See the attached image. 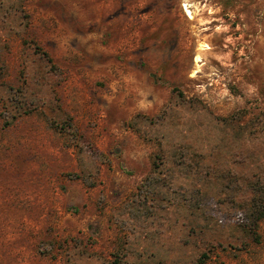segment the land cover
<instances>
[{
    "label": "rangeland",
    "instance_id": "obj_1",
    "mask_svg": "<svg viewBox=\"0 0 264 264\" xmlns=\"http://www.w3.org/2000/svg\"><path fill=\"white\" fill-rule=\"evenodd\" d=\"M260 194L264 0H0V264H264Z\"/></svg>",
    "mask_w": 264,
    "mask_h": 264
},
{
    "label": "trees",
    "instance_id": "obj_2",
    "mask_svg": "<svg viewBox=\"0 0 264 264\" xmlns=\"http://www.w3.org/2000/svg\"><path fill=\"white\" fill-rule=\"evenodd\" d=\"M90 151L95 152L93 148H91ZM160 160L161 159H158L153 163L154 171L159 167V164L161 163ZM78 175L80 178L84 179L87 175H90V173H87L85 175L84 172H81ZM262 218H264V194L254 196L251 201L250 209H248L247 212H245V210L244 212H240V214H238L237 216L239 223L247 228L249 232L255 231L258 226L259 220ZM204 257H206V254L202 253L198 258V261H202Z\"/></svg>",
    "mask_w": 264,
    "mask_h": 264
},
{
    "label": "bare ground",
    "instance_id": "obj_3",
    "mask_svg": "<svg viewBox=\"0 0 264 264\" xmlns=\"http://www.w3.org/2000/svg\"><path fill=\"white\" fill-rule=\"evenodd\" d=\"M195 59L198 60V56H196Z\"/></svg>",
    "mask_w": 264,
    "mask_h": 264
}]
</instances>
